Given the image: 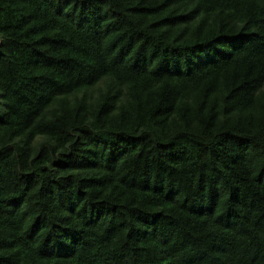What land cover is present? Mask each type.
<instances>
[{
  "label": "trees",
  "instance_id": "trees-1",
  "mask_svg": "<svg viewBox=\"0 0 264 264\" xmlns=\"http://www.w3.org/2000/svg\"><path fill=\"white\" fill-rule=\"evenodd\" d=\"M0 264H264V0H0Z\"/></svg>",
  "mask_w": 264,
  "mask_h": 264
}]
</instances>
